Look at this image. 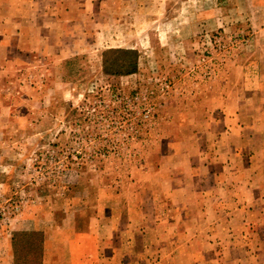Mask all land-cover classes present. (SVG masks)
<instances>
[{
    "label": "rangeland",
    "instance_id": "obj_1",
    "mask_svg": "<svg viewBox=\"0 0 264 264\" xmlns=\"http://www.w3.org/2000/svg\"><path fill=\"white\" fill-rule=\"evenodd\" d=\"M101 1L81 41L17 74L18 120L0 134V264L33 263L35 234L40 264L44 251L45 264H70L99 221L121 237L141 226L139 257L121 264H247L264 182L247 181L249 222L236 238L214 215L224 224L240 204L242 174L214 199L198 195L211 190L198 176L226 160L227 142L264 149V0ZM132 61L135 73L112 75ZM251 162L263 171L262 153Z\"/></svg>",
    "mask_w": 264,
    "mask_h": 264
},
{
    "label": "crops",
    "instance_id": "obj_2",
    "mask_svg": "<svg viewBox=\"0 0 264 264\" xmlns=\"http://www.w3.org/2000/svg\"><path fill=\"white\" fill-rule=\"evenodd\" d=\"M98 2L99 0H0V134L5 132L11 123L15 124L18 120L13 111L15 108L13 102H17L16 97L19 94L17 74L21 71L33 70L36 66L39 69L42 64L50 63L55 58H59V54H63L67 51V48L72 47L70 46V38L75 37L78 38V41H81L80 39L85 36L82 31L86 20L89 21L91 16H94L103 4L101 0L100 3ZM235 113L231 115L234 119L237 117ZM234 125L236 126V123ZM241 127L238 128L241 130ZM261 134L260 137H263L264 140V131ZM223 149L225 151V161H222L219 157L216 162H205V165L201 166L204 172L198 176V179L202 183L206 180L210 181V186H207L211 190L207 192L201 190L198 195L205 198L209 195L211 199L219 197L220 194L226 196L225 193L228 190L226 185L229 184L230 187L236 188L233 183L239 176L235 174L240 172L243 175L240 176L239 180L244 179L246 187L238 189L244 195L240 200V204L231 206L230 215L227 216L224 224L217 214L214 215L215 220L221 223L217 227L224 230L226 234L233 231L230 237L236 236L237 238V235L242 236V232L246 230L244 227L249 222L248 211L245 209L250 204L251 196L249 192L251 191L249 190L251 185L249 186L247 181H252V178L256 177L261 183L264 182V163L262 164L263 171L256 170L254 174L252 171L253 163L251 162V159H254L257 155L260 156L261 153L264 156V149L254 145L252 150L249 148L251 150L250 154L247 152L245 155L240 152L241 148L235 145L234 142H227ZM257 150H261L260 154H257ZM258 162V160H255L254 166ZM212 168H218V171L213 172ZM168 179L169 177H164L163 180ZM263 199L264 195L261 198L260 193V203H264ZM178 207L179 205L176 209H179ZM211 207L212 205L208 206V210L212 209ZM254 207L252 206V208ZM216 209L213 208L215 213H217ZM258 211H264L262 204ZM174 223L178 224L179 222L177 220ZM92 224L87 229L88 233L86 235H78L80 246L77 251L73 252L70 264H100L104 260L121 264L122 261L124 262L126 254L129 261L136 260L139 257L136 249L138 242L135 237L138 235L141 226L138 227L130 224V222L128 225L126 224L123 229L124 233H122L123 237L125 234L129 235L126 241L121 237L122 230L119 224L117 226L114 223L105 225L101 221ZM253 228L255 231L253 235L254 251L251 248L250 252L244 253L247 259L246 262L247 264H264V252L255 249L256 246L264 243V224H262V231L260 232L258 224ZM172 231H174L171 232L174 233V236L176 230L172 228ZM181 231V234H184L186 229ZM140 234H143L142 237H144L146 231L142 230ZM152 238L150 245L155 243V238ZM45 243L44 241V246ZM193 243V241H187L186 244L191 245ZM122 247L125 248L123 250L126 251L125 254H123ZM140 253H143V251H140ZM44 254L45 251L43 252L42 264H45Z\"/></svg>",
    "mask_w": 264,
    "mask_h": 264
},
{
    "label": "trees",
    "instance_id": "obj_3",
    "mask_svg": "<svg viewBox=\"0 0 264 264\" xmlns=\"http://www.w3.org/2000/svg\"><path fill=\"white\" fill-rule=\"evenodd\" d=\"M118 53H120V54H126V55H130L131 53L130 52H118ZM122 67L120 68L119 67V69L118 70H120V71H123V72H120V71H118V72H114L112 75H129V74H133V73H135V70H136V65H135V61H132L130 64H128V65H121ZM107 70H108V68L105 66V62H104V71H106V73H107ZM108 74H111V73H109L108 72ZM22 236V234L21 235H16L15 237H14V242H12L13 244H12V248H13V246H14V243H15V241L17 242L18 241V239L20 240V237ZM32 236H34V238H36L35 239V241L33 240L32 241V243L31 244H27V246L28 247H30L31 248V250L36 254V256H34L33 257V260H34V262L33 263H30V264H40V261H41V258H42V244H43V239H42V236L40 235H32ZM14 259H15V256H14ZM32 260V261H33ZM36 260H38V263H36ZM16 260H14V264H17V262H15Z\"/></svg>",
    "mask_w": 264,
    "mask_h": 264
}]
</instances>
